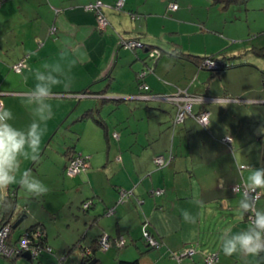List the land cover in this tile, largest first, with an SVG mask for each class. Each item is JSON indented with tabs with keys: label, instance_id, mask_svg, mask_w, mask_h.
<instances>
[{
	"label": "crops",
	"instance_id": "0c3cea01",
	"mask_svg": "<svg viewBox=\"0 0 264 264\" xmlns=\"http://www.w3.org/2000/svg\"><path fill=\"white\" fill-rule=\"evenodd\" d=\"M92 1L95 0H0V99L4 107L12 109L15 126L26 127L32 119L30 109L21 100L34 83L30 70L56 62L68 66L77 61L71 68L72 86L54 88L55 97L51 101L54 117L47 123L36 160L53 158L55 150L50 153V146L54 140H61L62 157L54 158L51 164L55 168L51 171L55 175L52 191H68V200L63 202L53 193L50 198L47 194L35 197L18 184L9 186L6 194L0 195L4 200L14 199L10 222L14 223L23 215L22 221H28L21 228L17 226L18 232L17 227L13 229L12 240L37 224L43 228L54 252L61 254L56 261L62 264L86 263L82 262V248L95 246L97 238L104 234L112 239L124 237L126 245L119 249L110 247L105 255L100 252L106 250L100 251L97 247L93 257L97 264H105L103 257L108 254L112 255L114 264L118 260L135 259L138 264H203L202 256L210 252L218 253L215 264H256L251 257L225 256L219 237L227 228L236 232L247 226V217L241 218L238 208L242 194L235 193L232 187L245 182L250 168L264 167V90L262 87L233 90L218 81L228 74L226 69L218 77L210 73L213 70L201 68L178 55L183 52L208 56L185 51L183 45L170 36L181 38L199 34L205 39V32L216 37L220 32L208 26L207 16L192 12V8L197 7L195 2L167 0L179 4L175 14L167 16L165 0H125L118 16L105 8L109 23L114 25L99 31L95 15L83 9ZM101 1L112 5L116 0ZM210 5V0H202L198 7L210 10ZM135 15L137 18L140 15L138 21L131 20ZM228 22L226 17L220 19L221 34ZM113 29L124 38L138 40L142 46L124 49L118 45ZM148 48H158L162 52L154 63L147 57ZM219 52L225 59L234 55L224 50L211 54ZM82 53L87 59L79 62ZM22 58L26 59V68L20 74L15 73L11 67ZM143 71V81L151 94L169 95L179 88L204 97L205 101L194 104L193 112L208 111V126L203 127L190 117L183 125L172 127L176 110L173 104L165 102L155 109L142 104L146 100L143 95L148 93L138 90L136 75ZM87 110L92 116L82 118ZM113 111L118 112L110 121L114 127L124 121L120 114L123 111L128 113V120L134 119L137 123L134 138L127 140L116 128L109 129L103 115ZM145 116L150 120L140 126ZM90 127L96 134L94 145L103 141L104 136L109 151L98 146L95 151L87 148L84 136ZM99 129L103 130V135L96 131ZM113 134H117V141L122 143L114 144V152L110 145L111 139L116 140ZM225 136L231 137V147L222 141ZM62 139L68 142L63 143ZM65 149H69L68 154L85 155L89 161L88 170L95 166L101 172H108L110 168L112 172L110 176L106 173V178L115 190L103 192L86 185L87 188L80 184V178L65 177L68 158ZM111 152L113 160L109 158ZM162 155L166 160L171 155L172 161L158 169L154 158ZM95 157L104 160L101 166L100 162H94ZM34 162L22 159L21 168L31 170L35 177L47 174ZM239 165L245 168L239 171ZM86 172L90 179V171ZM157 189L162 192L154 194ZM120 191H130L131 195L118 203ZM89 198L92 207L83 211L81 202ZM195 201H202V205L198 206ZM256 206L264 208V195L257 200ZM109 208L114 211L106 215ZM64 209L68 223L60 229L57 215ZM185 209L197 216L195 224L184 222L181 211ZM142 226L159 241L157 247H148L139 240L137 232ZM186 249H193L194 253L182 255ZM47 257L42 260L49 261ZM261 261L264 262V256Z\"/></svg>",
	"mask_w": 264,
	"mask_h": 264
},
{
	"label": "rangeland",
	"instance_id": "374dc122",
	"mask_svg": "<svg viewBox=\"0 0 264 264\" xmlns=\"http://www.w3.org/2000/svg\"><path fill=\"white\" fill-rule=\"evenodd\" d=\"M187 2L188 3L195 2L197 7L192 8V12L197 13L202 17L207 16L206 18H208V20L210 22L208 26H211V28H214L215 30H218L220 32H217L218 37L213 36L209 32L208 33L205 32V39H203V38L201 39L199 34H197L196 36H189V37L183 35V36H181V38L170 36L171 38H173V41L181 43L183 45V48L185 51H192V52H196V53L198 52V54H201V55H203V54L209 55L211 53L218 52V50H224L228 55L234 54V55H232V57H230V59L227 60L228 67L225 68L228 72L227 75H222L220 78H218L220 76V73L225 71V70H223V71L221 70V71L216 72V73H214V71H211L210 73H212L215 76H218L217 78H218L219 82L224 83V84L226 83L228 86L233 88V90H253V89H258L261 87H262V90H264V74L261 73V70L264 69V58H262L260 56H255V55L251 54L250 52L245 51L246 48H249V49L254 48L255 50H258V48L264 46V0H247L245 4L229 6L228 8L224 9V12H222V10L216 5H214V6L210 5V10L209 9H201V7H198V5L201 4L202 0H189V1L187 0ZM167 4H168V2H167V0H165L164 5L167 6ZM107 6L108 7H105V8L111 9V11H113V13H112L113 15L114 14L117 16L120 15L121 10L119 11V10L114 9L113 5H110V4ZM166 6H165V8H166ZM156 7H157V4H156L155 8ZM105 8L102 9L104 16L107 18V20H109L105 14ZM109 9H107V10H109ZM125 9H127V7ZM89 12H91L92 14L94 13L93 11H89ZM166 12H167V10L165 11V14H167V16H170V15L172 16L175 14L174 11H170L169 13H166ZM188 14H190V12H188ZM141 17H143V16H141ZM223 17L224 18L226 17L229 22L226 24V29L224 31V34H221L222 31L220 29L219 21ZM129 18H130V16H129ZM131 18H132V16H131ZM139 19H140V15L138 16V18H137V15H135L131 20L132 21H138ZM221 21H223V19ZM111 24H113V22ZM111 24L109 23V26H111ZM95 25L97 27L96 17H95ZM108 27L106 29H108ZM155 27H156V29L158 28L157 22L155 24ZM184 30H186V27ZM113 31L116 34L117 40L119 39V37L124 38L121 33L117 32L114 29H113ZM212 32L214 33L216 31H212ZM216 39H218V40H216ZM219 40H222V42ZM166 46L167 45L165 44V48H166ZM234 48L237 49V51H232ZM156 49H158V48H156ZM158 51L161 52L160 49H158ZM165 52L169 53V51H166V50H165ZM150 61L153 62L152 59H150ZM232 67H234V68H232ZM24 68H26V67H24ZM142 104L147 105V107H149V109L150 108L155 109V108H158V106L160 104H166V103L161 102V101H156V100H145V101H142ZM150 111H153V110H150ZM123 112L124 113H120V114H122V117H124V121L117 123L116 127H114V124L113 123L111 124L110 121L112 122L114 120V117L118 114L117 111L116 112L115 111L110 112V114H106L103 116H105L104 120L108 121L109 129L116 128L120 132V135L122 138H126L127 140H129V139L135 137L134 126H136L137 123L134 121L133 118H130L128 120V118H126L128 113L126 111H123ZM144 118H145V120L140 122V126H143L145 121L147 123L150 120L148 116H145ZM87 123H90V122H87ZM131 130L132 131L134 130V131L131 132ZM96 131H98V133L103 135V130L99 129ZM68 135L69 134H67V136ZM95 135H96L95 130H93L91 127L88 129V133H85L84 142H86L85 145L87 146V148L95 151V149L98 146V147L103 148L106 151L107 150L109 151L110 148H108V142H106L104 136H102L103 141H100V143L98 145H94V143H97ZM112 137L114 139H116L114 141L113 139L110 138L111 139L110 145H113L112 152H114V144L118 146L120 144V141H117V138H115L113 135H112ZM62 140L64 143V139H62ZM66 141L68 142L67 139H66ZM81 143H82V141H81ZM61 146H63L61 140H58V141L54 140L50 146L51 147L50 153H53L55 150V153H53V156H52L53 158H49V160L46 158V159H43L41 161H35L34 163L37 162L36 166H37V164H40L42 167L41 170H44L45 172H47V174L39 175L36 178L41 180L48 187V189H49V191L47 193L48 198L52 197L53 196L52 193H53V194L58 195L60 200H63V202H66L68 200V191H65V192H62V191L58 192V190L55 192L52 191V181L55 178L54 177L55 175H54V172H51V171L54 170L55 168L51 164H53L55 162V159H60L62 157L61 154H62L63 149ZM133 146L136 147L137 144L136 145L133 144ZM106 147H107V149H106ZM112 152H111V157H109L111 159L113 158ZM97 158L98 157H95L94 162L96 164H98L100 162V166H101L102 162L104 160L102 159L100 161ZM44 162H46V163L44 166H42V163H44ZM88 163H89V161L87 160L86 161V167L81 169L78 174H76L74 176H65V177H70L69 179H71L72 177L73 178L78 177L75 180H79V178H80V180H81L80 184L81 185H83L85 187L90 186V187H94V188H99L103 192H109V191H111V189L115 190L114 186H112V182L106 178L107 177L106 173L108 174V176H110V174L112 172L110 170V168H108L109 173L106 170L105 171L103 170L101 172L95 166L93 168H91V170L90 169L88 170V168H89V166L87 167ZM105 163H107V160H105ZM86 171H90L89 172L90 173V175H89L90 179H88V177L86 175V173H87ZM83 175H84V177H81ZM72 183H73V181H72ZM72 188L74 190V187H72ZM86 196H88L87 193H86ZM87 201H91L90 198L87 199L86 202ZM94 202H95V199H94ZM82 210L85 211L84 209H82ZM61 211H62V213L57 215L58 227L60 229H64V226L68 223L67 222L68 216L66 214L65 209L61 210ZM108 211H110V208ZM26 222L28 223L27 220L22 221V223L19 224L20 228ZM17 229H18V227L15 230H17ZM16 232H18V230ZM141 232H142V229H139L137 234H138V237L140 238L139 240L143 244L144 241L140 237ZM100 251H101V249H100ZM100 253L105 255L107 253V250L100 252ZM52 255L56 256L55 261L57 260V258L59 256H61V254H57L56 252H54V254H52ZM39 258L41 260V257H39ZM103 258L105 260V264H114L112 261L114 259L112 258L111 254L110 255L108 254ZM0 260L3 261L2 264H34L35 263V261L31 262L30 260H27L23 257H17L16 261L12 262V261L0 256ZM49 263H50V261H47V260H46V262L44 260L41 261V264H49Z\"/></svg>",
	"mask_w": 264,
	"mask_h": 264
},
{
	"label": "clouds",
	"instance_id": "9594fccd",
	"mask_svg": "<svg viewBox=\"0 0 264 264\" xmlns=\"http://www.w3.org/2000/svg\"><path fill=\"white\" fill-rule=\"evenodd\" d=\"M86 59L87 56L83 53L78 57L79 62H84ZM76 62L74 60L68 66L56 62L30 70L34 83L21 97L22 103L30 109L32 116L26 127L15 126L13 123L15 115L12 109L0 103V193L6 194L9 186L16 184L35 197L48 193V187L33 176L31 170L21 168V161L22 159L33 161L38 159L42 139L47 131V123L54 117L51 103L55 97L54 88L62 86L64 89H69L72 86L71 68ZM238 190L239 186L233 189L234 192ZM261 195H264V167H252L245 179L243 195L238 202L241 218L247 216V226L236 232L227 228L220 234V248L225 256L251 257L256 264H264L261 261V257L264 256V208L256 206ZM195 203L198 206L202 205V201H195ZM0 204L10 207L2 195H0ZM181 216L186 223L197 222V216L187 209L181 211ZM5 223H10L11 230L14 229L13 222ZM98 240L96 247H98ZM85 248H90L93 253L91 247H83L82 251ZM31 258L30 256L29 260L32 262L33 258Z\"/></svg>",
	"mask_w": 264,
	"mask_h": 264
},
{
	"label": "built area",
	"instance_id": "2783aa9c",
	"mask_svg": "<svg viewBox=\"0 0 264 264\" xmlns=\"http://www.w3.org/2000/svg\"><path fill=\"white\" fill-rule=\"evenodd\" d=\"M124 1L125 0H116V2L113 5V8L116 10H120L123 7ZM104 7H108V6L105 5L101 0H96L94 2H90L89 4L83 6V9L85 11H93L95 13L96 20H97L96 28L101 31L105 30L107 26L109 25V22L107 18L104 16V13L102 11V8ZM169 8L175 9L176 5L170 4ZM118 45L123 47L124 49H130V50H134L142 46L138 40H134L130 38L127 39V38H122V37H119ZM159 54H160V51H158V49L156 48H153L149 50L148 52V56L150 59H155L156 57L159 56ZM203 65L209 70H216L220 67V62L216 61L215 59H206ZM24 66H25V61L24 59H21L17 63L13 64L11 68L13 69L14 72L18 73L22 70V68H24ZM144 75H145L144 71L139 72L136 75V77L140 79V82L137 84V88L140 92H143V93L149 90V86L146 85V83L143 81ZM143 98L146 100H156V101H161V102H169L173 104L175 106L176 112L172 120V124H173L172 127L176 126L177 124H180L181 122L185 120L186 117H189V116L194 118V120L201 125H206L209 122V112L208 111L200 110L196 114L193 113L194 104L202 103L203 101H205V98L200 95L189 93L185 89H177L176 92H174L173 94H169V95L148 93V94L143 95ZM0 103H2L1 99H0ZM113 136L115 138H118L117 134H113ZM222 141L226 143L229 147H231L230 146L231 137L225 136L224 138H222ZM86 161L87 159L84 156L77 154V153L74 154L73 157L70 158V160L67 162L65 166V169H64L65 174L67 176H74L78 174L81 169L86 167ZM154 163L157 167H160V166L167 164L168 160H166L164 156H156L154 158ZM238 168L239 170H242L243 168H245V166L239 165ZM243 185H244V182H241L240 184L235 185V186H239V190L236 191L235 193H240L243 195ZM235 186L232 187V190L234 189ZM156 193L159 194L161 193V191L158 190ZM130 194H131L130 191L128 192L120 191L118 203L123 202V200L127 199ZM90 204H91V201H87L83 203L82 206L85 209V208H88ZM113 211H114V208H110V211L107 212V215L112 214ZM10 232H11L10 223H4L0 226V256L12 258L17 255H21L23 252L27 251L30 253V256L34 259L38 255L40 250L43 249V248L38 247L36 244H33V240L31 237V235H33V237L40 236L41 235L40 229H37L31 235L24 233L19 238L17 243H14V241L8 242V237L10 236ZM143 235H144L145 241L151 247H157L159 245L157 240L151 234H149L147 230H144ZM111 241L112 239H110L107 235L105 234L102 235L98 240L99 249L101 250L109 249V247L112 244ZM124 244H125V241L123 238L116 241L117 246H123ZM193 253H194L193 249H186L182 255L190 256ZM91 255H92V250L90 248L83 249L82 251L83 257L84 256L89 257ZM204 256H205L204 261L207 264H212L217 260V254L215 253L208 254V255L205 254ZM57 264H61V263H57Z\"/></svg>",
	"mask_w": 264,
	"mask_h": 264
},
{
	"label": "trees",
	"instance_id": "16d2710c",
	"mask_svg": "<svg viewBox=\"0 0 264 264\" xmlns=\"http://www.w3.org/2000/svg\"><path fill=\"white\" fill-rule=\"evenodd\" d=\"M95 1H96V0H95ZM246 1H247V0H210V2H211L212 5L219 6V7H221L222 9H226V8H228V7L231 6V5H241V4H245ZM1 2H2V1H1ZM92 2H94V1H92ZM115 2H116V1H115ZM115 2H114V3H115ZM114 3H113L112 5H114ZM88 4H89V3H88ZM104 4H105V3H104ZM124 4H125V1H124ZM124 4H123V7H124ZM170 4H175V5H176V8H175V9H171V8H169V5H170ZM86 5H87V4H86ZM105 5H106V4H105ZM123 7L120 9L121 11L123 10ZM104 8H105V7H104ZM178 8H179V4H178L177 2H175V1H170V2L167 4V13H169L170 11H176ZM102 9H103V8H102ZM120 10H119V11H120ZM102 11H103V10H102ZM93 14H94V13H93ZM94 15H95V14H94ZM166 15H167V14H166ZM95 17H96V16H95ZM108 26H109V25H108ZM108 26H107V27H108ZM105 30H106V29H105ZM105 30H103V31H105ZM99 31H101V30H99ZM115 35H116V34H115ZM149 50H151V49H150V48L147 49V57H148V59H150L149 56H148V52H149ZM246 51L250 52L251 54H253V55H255V56H260V57L264 58V46L258 48V50H255L254 48H252V49H249V48H248ZM161 54H162V52H160V54H159L158 57H160ZM178 55L183 56L184 59H187L188 61H191V62H193V63L199 65L201 68H204V69H205L206 67H204L203 63H204V61H205L206 59H215L216 61L220 62V67H219L218 69H216V70H213L214 73L219 72V71H221V70L227 68V67H228V62H227L226 60L230 59V57H228V59H225L224 57H222L221 54H220V52L217 53V54H211V55H208V56H198V55H194V54H190V53L184 54L183 52H181V54L178 53ZM158 57H156L155 59H152V60H153V63L156 61V59H157ZM22 59H24V61H25V66H24V67H26V59H25V58H22ZM20 60H21V59H20ZM17 62H18V61H17ZM17 62H16V63H17ZM14 64H15V63H14ZM23 69H24V68H22V70H21L20 72H18V74L22 73ZM11 70L13 71L12 68H11ZM15 73H16V72H15ZM261 73L264 74V69L261 70ZM136 82H137V84H138V83L140 82V79L137 78V79H136ZM178 89H179V88H178ZM176 91H177V90H176ZM146 92L149 93V90H147ZM194 94H196V93H194ZM196 95H198V94H196ZM199 111H200V110H199ZM175 112H176V110H175ZM193 113H195V112H193ZM197 113H198V112H197ZM195 114H196V113H195ZM174 115H175V114H174ZM90 116H92V112L89 111V110H87L86 112L83 113L82 118H88V117H90ZM190 117H191V116L186 117L185 120H184L183 122H181L180 124H177V125H183V124L185 123V121H186L188 118H190ZM173 118H174V117H173ZM191 118H192V117H191ZM193 119H194V118H193ZM97 122L100 123V121H98V120H97ZM198 124H199V123H198ZM177 125H176V126H177ZM199 125H201V124H199ZM172 126H173V124H172ZM201 126L206 127V126H208V123H207L206 125H201ZM106 138L108 139V135H106ZM70 150H71V149H70ZM68 153H69V149H65L64 154H65L66 156H68L67 161H66L65 164H67V162L70 160V158H72L73 155L76 154V153H73V152H72L73 154H68ZM162 156H163V155H162ZM169 158H170V159H169ZM169 158H168V163H167V164H165V165H163V166H160V167H157V166H156V167H157L158 169H160V168H164V167L168 166V165L171 163V161H172V156L169 155ZM64 174H65V170H64ZM65 176H67V175L65 174ZM158 190H160V189H157V190L154 191L153 193H154V194H158V193H156ZM160 191L162 192V190H160ZM126 192H128V191H126ZM130 195H131V194H130ZM130 195H129V196H130ZM129 196H128V197H129ZM86 200H87V199H85V200H83V201L81 202V209H84L82 205H83V203L86 202ZM4 201L6 202L7 205H10V207H5V206L2 204V208L0 209V226H1L2 224H4L5 222H9V221L11 220V218H12V215H13V204H14V202H13V201H14L13 197H10V198H8V199H6V200H4ZM90 207H91V205H89L88 208H90ZM88 208H85L84 210L87 211ZM106 215H107V214H106ZM37 229H40V231H41V235L38 236V237H33V235H31V234H32L34 231H36ZM144 230H147V231L149 232V234H151V232L146 228V226H142L141 238L143 239L144 243H145L148 247H151V246L145 241V238H144V235H143ZM12 233H13V230H11V232H10V236L8 237V242L13 241V240H12ZM24 233H27V234H30V235H31L32 240H33V244H36L38 247L43 248L42 250H40V252L38 253V255H37L34 259L31 258V259L33 260L32 262L35 261L34 264H38V263H40V262L42 261V259L46 258L47 256H50V257H47V258H50V259H49V261H50L49 264H55V263L57 264V263H60V262H58V261H55V257H56V256L52 255V254H54V250H53V248L47 243V241H46V233L44 232V230H43L42 227H39L37 224H35V225L29 227L28 229H26L25 231H23V232L20 234V236L18 237L17 240L14 241V243H17V241L19 240V238H20ZM151 235H152V234H151ZM100 236H101V235H100ZM152 236H154V235H152ZM109 238L112 239L113 237H112V238L109 237ZM121 238L124 239V237H121V236L112 239V241H111L112 244H111L110 247H115L116 249H119V248H121V247H124V246L126 245V241H125V239H124L125 244H124L123 246H117V245H116V241H117V240H120ZM98 239H99V237L97 238V240H98ZM97 240H96V242H97ZM157 242H159V241L157 240ZM110 247H109V248H110ZM91 248L93 249L92 256H89V257L84 256V257L82 258V262H83V263H84V262H87V261L90 260L92 257H94V255H95V251L97 250V247H96V245H95V246H92ZM151 248H154V247H151ZM213 253L217 254V260H216L214 263H212V264H215V263H217L219 257H218V253H217V252H213ZM208 254H212V253H211V252H210V253H206V255H208ZM1 257H3V256H1ZM17 257H20V255H17V256L12 257V258H8V257H4V258H6V259H8V260H10V261H12V262H15L16 259H17ZM39 257H41V260H40ZM204 257H205V256H202V258H203V264H207V263H205V261H204ZM117 264H138V259H135V260H133V261L118 260V261H117Z\"/></svg>",
	"mask_w": 264,
	"mask_h": 264
},
{
	"label": "water",
	"instance_id": "95a60500",
	"mask_svg": "<svg viewBox=\"0 0 264 264\" xmlns=\"http://www.w3.org/2000/svg\"><path fill=\"white\" fill-rule=\"evenodd\" d=\"M66 136V135H65ZM66 141V139H64V142ZM25 218V215H23V216H21L19 219H17L15 222H14V224L12 225V228H16L19 224H20V222L23 220ZM23 258H25V259H27V260H29L30 259V254H29V252H25V253H23V256H22ZM84 264H97V259L96 258H92V259H90L89 261H87L86 263H84Z\"/></svg>",
	"mask_w": 264,
	"mask_h": 264
}]
</instances>
